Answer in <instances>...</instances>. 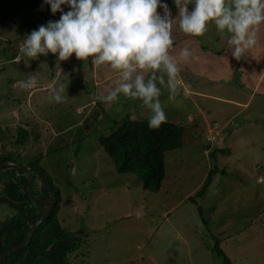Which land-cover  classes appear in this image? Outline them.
Segmentation results:
<instances>
[{
	"label": "rangeland",
	"instance_id": "obj_1",
	"mask_svg": "<svg viewBox=\"0 0 264 264\" xmlns=\"http://www.w3.org/2000/svg\"><path fill=\"white\" fill-rule=\"evenodd\" d=\"M170 10L172 17L179 16L176 6ZM158 11L163 15L162 8ZM51 16V8L45 0H37L25 17L32 21V30H35L39 20L45 18L49 22ZM24 20V17H18L1 24L0 36L4 38H0V49L5 47L7 53L5 39L8 33L18 32L21 35L19 23H24ZM178 27V24H173V35ZM23 40L17 43L18 49ZM263 41L264 28L258 45L244 54L243 61L233 57L220 64L217 59L214 64L211 63L204 50L201 55L200 45L199 48L191 45L193 48L189 50L198 55H193L190 63L181 62L183 83L178 94L171 99L166 73L163 70L156 73L165 78V84L157 83L162 90L160 99L166 122L182 126L185 131L182 147L166 152V176L159 190L152 191L144 189L136 175L118 174L113 161L98 142L100 137L108 136L117 129L122 120L146 121L151 115L141 101L123 94L111 103L96 99L98 95L106 96L118 87L122 82L120 73L108 66L96 67L99 78L118 74L109 78L102 88L94 90L92 70L87 72L77 67L69 83L75 92L71 93L65 77L56 76L60 71L48 72L49 82L55 78L52 94L42 100L38 94L35 95L38 106L34 107L35 103H32L29 110L24 102L26 93L23 88H14V85L17 81L26 82L29 76H35L37 80L43 75L46 63L42 62L40 55L33 64H27L28 68L34 66L32 72L36 73H32L20 63L19 56L10 63L0 54V156L12 154L13 160L20 165L39 160L40 166L60 189L62 202L58 220L64 230L75 234L78 239L74 252L66 257L68 263L223 264L222 259L210 250L214 246V236L220 234V239L225 238L242 222L250 228L247 227L249 229L235 239L225 238L230 240L225 245L222 241L220 247L227 251L231 264H264V214L257 216L264 209ZM253 52L258 55L260 63H253ZM52 61L54 69L65 62L67 67L70 65L68 60L59 61L58 55L52 54ZM218 66L221 70L213 71ZM138 74L144 75L145 79L151 75L138 69L133 78ZM242 75H247L245 77L247 80L251 78V81L252 75L256 76L253 84L258 79L260 81L258 91L252 94L248 109L243 112L245 118L252 113L260 121L247 136H239L235 131L227 136L226 146L234 141L238 144L234 147L241 146V149L238 151L240 159L227 160L226 167L223 166L225 163L222 165L226 160L224 155L217 156L216 161H209L204 153L206 147L213 149L219 144L216 139L220 138L222 127L211 123L225 124L224 112L220 110L222 106L209 97L189 95L187 88L203 92L212 89L214 82L224 83L235 78L240 81L244 77ZM209 79L213 81L206 83ZM77 81L81 83L75 90ZM61 85L65 102L50 101L54 89ZM236 97L239 98V95ZM91 101H97V104ZM219 111L223 113L219 114ZM34 112L37 118L33 117ZM40 116L42 118L38 119ZM200 120L210 123L209 128ZM191 121L202 124L200 132H192ZM113 122H116L115 125ZM214 166L224 169L225 175L221 171L213 174L206 193L195 196ZM8 169H0V182L5 181L1 173L5 174ZM189 196L193 197V201H189ZM214 207L217 211L212 210ZM248 214L250 224L246 219ZM8 215V212L0 213V220H5ZM229 216L230 222L227 220ZM229 223L235 225L229 228Z\"/></svg>",
	"mask_w": 264,
	"mask_h": 264
},
{
	"label": "clouds",
	"instance_id": "obj_2",
	"mask_svg": "<svg viewBox=\"0 0 264 264\" xmlns=\"http://www.w3.org/2000/svg\"><path fill=\"white\" fill-rule=\"evenodd\" d=\"M178 9L179 28L190 36H204L208 25L230 34L228 44L232 55L239 60L255 48L264 28V0H174ZM53 15L61 13L58 21H49L25 36L20 51L36 59L40 55H58L67 61L73 55L83 62L91 61L94 67L108 66L121 74L122 82L97 100L111 103L120 94L142 102L150 110L149 127L159 128L166 122L161 102L167 75L170 99L182 86L181 62H191L193 53L183 48L179 61L170 55L173 47V18L169 6L161 0H45ZM67 5L69 11L64 12ZM192 7H189V6ZM163 9V15L158 9ZM150 72L135 75L137 70ZM35 76L23 83L25 89L34 88ZM51 88L52 85H49ZM61 85L54 89L50 101L65 102Z\"/></svg>",
	"mask_w": 264,
	"mask_h": 264
},
{
	"label": "trees",
	"instance_id": "obj_3",
	"mask_svg": "<svg viewBox=\"0 0 264 264\" xmlns=\"http://www.w3.org/2000/svg\"><path fill=\"white\" fill-rule=\"evenodd\" d=\"M36 1L0 0V26L2 23L12 22L18 17H24L23 22L30 23V20L26 19L25 16L34 8ZM168 2L173 5L174 0H168ZM19 28H21L20 23ZM17 33H8L9 35L5 39V44H8L7 53L5 47L0 49V54L2 53L8 59L7 61L16 58L17 43L19 40L25 39V36L17 38ZM0 38L4 37L0 36ZM48 56L51 57V54L49 53ZM49 66L52 73H55L56 69H54L53 61L49 63ZM148 121L126 118L119 122L117 129L113 130L108 136L100 137L98 142L106 155L113 161L118 174H134L139 177L144 189L152 191L159 190L166 176V152L182 147L184 128L164 122L159 128L152 129L149 127ZM115 123L113 122V125ZM214 147L217 148L210 152V160L216 161L218 155L225 156L229 151L223 145L222 147L217 145ZM6 161L17 163L13 160L12 154L9 153L0 156V163ZM22 166L28 168L34 178V196L37 199H52L54 206L44 221L34 230L26 246L7 256L1 264H70L67 262L66 257L74 252V246L78 239L75 234L64 230L58 220L62 202L60 189L54 184L48 172L40 166L39 160ZM5 168L9 169L5 171L7 179L0 182V206L7 210L9 215L5 220H0V256L22 243L30 227L46 209L45 205L35 204L29 198L28 179L25 174L20 169L12 166ZM220 171L225 175L224 169H219L217 166L212 167L204 183L197 190V193H199L195 196L206 193L212 175ZM192 198V196H189V201H193ZM212 210L217 211V207ZM200 215L202 216V212H200ZM248 217L249 214L246 217L247 220ZM227 220L230 222V216ZM247 223L249 224V220ZM234 225L229 223V228ZM242 226L243 223L241 222L239 228H235V231L230 232L231 235L225 238H237L246 229ZM217 237L214 236V246L210 250L222 259L223 264H231L227 256L228 253L220 247L222 241L225 245V242L230 239L225 240V238L220 239Z\"/></svg>",
	"mask_w": 264,
	"mask_h": 264
},
{
	"label": "crops",
	"instance_id": "obj_4",
	"mask_svg": "<svg viewBox=\"0 0 264 264\" xmlns=\"http://www.w3.org/2000/svg\"><path fill=\"white\" fill-rule=\"evenodd\" d=\"M164 3L167 4L169 6V8L171 7H175V2H173V5H170V3L168 2V0H164ZM63 7V10L64 12H67L69 11V7L67 5L65 6H62ZM43 9V7H41ZM53 15V14H52ZM60 16H61V13H56L55 15H53V17H49V19H51V21H58L60 19ZM42 18V17H40ZM173 18V21L174 23L178 24V18L179 16L178 15H175L172 17ZM33 19V18H32ZM43 20H39L40 22L37 23V25H35V30H38V28L41 26V25H44L46 26L47 25V20H45V18H42ZM30 22V21H29ZM26 23L28 22H24V23H21V28H19V30L21 31L22 30V33L21 35H16V37H20V36H26L28 34H30L33 30H32V23L30 25V23H28V25L26 26ZM36 24V23H35ZM179 26V24H178ZM175 35H173V47L172 49L170 50V55L173 56L174 59L178 60L180 59L179 57V53L180 51L187 47L188 49H191L193 48V46L191 45H196L197 48H199V45L201 46V55H202V52L204 50V54L205 55H208V57H210V61L211 63H215L216 62V59H217V63H222V62H227L229 58H232L234 57L232 55V52H233V48L232 46H230L228 44V40L230 38V34L227 33V32H223L221 33L217 27L215 26L214 23H210L208 25V31L204 34V36H190V35H187L185 34L179 27L178 29H176L175 31ZM15 38V39H17ZM198 39V40H197ZM24 41V40H23ZM263 48H264V41H263ZM262 49V47H261ZM226 51L227 54L225 53ZM264 52V51H263ZM262 52V53H263ZM51 54V53H50ZM252 54L253 55V63H260V59L258 57L257 54H255V52H253ZM193 55H198V54H193ZM20 57V63L24 64L25 67H26V70L32 72L33 70V67L34 66H31L28 68V65L27 64H33L35 62V59L33 58H29L27 57L26 55H24L20 49H18V52H17V55L16 57ZM230 56V57H229ZM41 60L43 63H46L45 65L47 66L46 69L44 70V73L43 75L39 76L38 79H37V84L34 88H31V89H25L24 86H23V82L22 81H17V83L14 85V88H17V87H20V88H23L22 91H24L25 93V98H24V102L26 103V106L30 109V106L29 105H33L32 103H35L33 106L34 107H37L38 106V103L36 102V99H35V95H39V97L41 98V100L43 98H46L47 96L51 95L52 94V87L50 88L49 85H52L55 78H52V80L49 82L48 80V72H52V69L50 68L49 66V63L51 62L52 63V54H51V57H49L48 55H41ZM221 57H222V60H221ZM244 55H242L240 57V59H242L243 61V58ZM26 58V60H25ZM264 60V59H262ZM16 61V58L14 60H11V61H7V62H15ZM70 62V65L69 67H67V62H65L64 64H62L61 66H59L57 69H56V73L57 71H60V74L57 73L56 76L59 78L61 77H65V81L66 82V86L70 89V92L71 93H75L73 92V85L69 84L74 76H73V70H75V68L77 67H80L79 70H84L85 71L87 70L90 71L92 70V80H93V83H92V86L94 88V90H96L97 88H102L103 85L105 83H107V80L111 77H113L114 75H117L118 73H114L112 75H109V76H105V77H102V78H99L98 75H97V69L96 67H94L92 64H91V61L89 60L88 62H83L81 60H78L75 55H73L69 60ZM241 61V60H240ZM217 63L215 64V66L217 65ZM264 64V61L262 62ZM249 65V63H248ZM210 68H213V67H210ZM221 70V67L218 66V68L216 69L214 67L213 71L215 72H218ZM32 73H36L35 72H32ZM254 75V74H253ZM252 75V81H251V78L249 80H247V75H242L244 77H241L240 81H238V78L233 81H226L224 83L222 82H214L212 83V89H205L203 90V92H201L200 90H197L195 88L191 89V88H187V92L189 95H192V96H196L197 97H206V98H210L213 100V102H217V103H220L222 108L220 110H223L224 112V118H223V121H225L223 125H220L218 124L219 122H212L211 124L215 123L217 124V126H221L222 129H221V135H220V138L216 139L217 140V143H219L217 146L218 147H226L229 151L227 153V155H225V161L222 163V165L225 163V165L223 166H228L227 164V160H236L238 161V159H240V154H238L239 152V149H241L240 147H234L236 145H238L236 142L234 143V141H232L229 145L226 146V139L228 138L227 136H229L232 131H235L237 132V134H239V136H247L249 134L252 133V130L253 128L256 126V123L257 121H260L259 119L253 117V114L252 113H249V115L247 116V118H245V116L243 115V112L246 111L248 108H247V105L249 103V100H251L252 98V94L260 87L259 83V79L253 84V81L256 79V76H253ZM231 78V77H230ZM245 78V80H244ZM27 81V80H25ZM213 80L209 79V80H206V83L209 82L211 83ZM233 82V84L231 83ZM81 82H76L77 84V87H75V90H78V86ZM208 83V84H209ZM190 89V90H189ZM237 95H239V98L236 97ZM21 99V98H20ZM23 99V98H22ZM247 99V100H245ZM245 100V102L243 101ZM2 101V98H0V103ZM92 103H94V105L97 104V101H91ZM88 103V102H87ZM86 106V104H85ZM84 106V107H85ZM17 107V106H16ZM247 108V109H246ZM77 109H80L79 107ZM14 112V110H12V113ZM222 111H219L218 113L219 114H222L223 113ZM35 113L34 112V116L35 118H37L35 116ZM16 115H19V113H14ZM13 120L14 117H12ZM42 118V116H40L38 119ZM202 123H205V127L206 125V122H204L203 120H200ZM77 124H80V122H78ZM191 130L192 132L196 131V132H200L201 131V128H202V124L198 121L196 123H194V121L192 122L191 121ZM210 124V123H209ZM209 124H208V128H209ZM217 128V127H216ZM263 129V127H262ZM185 131V129H184ZM262 132H264V129L262 130ZM52 133V132H51ZM207 150H204V153L206 156H208L209 158V161H210V152L213 149H211L210 147H206ZM219 156V155H218ZM6 174V173H5ZM4 173H1V176L4 178V179H7L6 177H4L5 175ZM0 208H2L0 206ZM6 213L8 211H6L5 209H0V213ZM9 213V212H8ZM264 214V209L259 211V213L257 214V216H261ZM250 224V223H249ZM228 227L229 224H227ZM244 227H246V229L248 230L250 227L249 225H244ZM249 227V228H247ZM246 229L244 231H246ZM228 246V245H226ZM224 246V248L226 247ZM227 252V251H226Z\"/></svg>",
	"mask_w": 264,
	"mask_h": 264
},
{
	"label": "water",
	"instance_id": "obj_5",
	"mask_svg": "<svg viewBox=\"0 0 264 264\" xmlns=\"http://www.w3.org/2000/svg\"><path fill=\"white\" fill-rule=\"evenodd\" d=\"M8 166H12V167H15L17 169H20L26 175V177L28 179V188L27 189H28L29 198L35 204L45 205L46 209L42 213L41 217L30 227V229H29L25 239L22 241V243L20 245H18L17 247H14V248L4 252L0 256V264L2 263V261L7 256H9L10 254H13L14 252L19 251L20 249H22L23 247L26 246V244L29 242L34 230L44 221V219L46 218V216L48 215V213L52 210V208L54 206V201L52 199H37L34 196V194H33L34 178H33L32 174L28 168H26L25 166H22L20 164H17L15 162H12V161H6L3 163H0V169H2L4 167H8Z\"/></svg>",
	"mask_w": 264,
	"mask_h": 264
}]
</instances>
